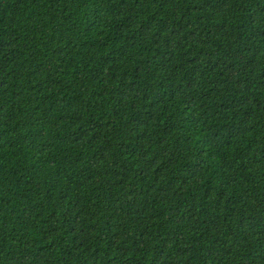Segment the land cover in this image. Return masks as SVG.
Returning a JSON list of instances; mask_svg holds the SVG:
<instances>
[{"label":"trees","instance_id":"trees-1","mask_svg":"<svg viewBox=\"0 0 264 264\" xmlns=\"http://www.w3.org/2000/svg\"><path fill=\"white\" fill-rule=\"evenodd\" d=\"M0 264H264V0H0Z\"/></svg>","mask_w":264,"mask_h":264}]
</instances>
